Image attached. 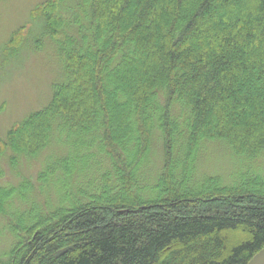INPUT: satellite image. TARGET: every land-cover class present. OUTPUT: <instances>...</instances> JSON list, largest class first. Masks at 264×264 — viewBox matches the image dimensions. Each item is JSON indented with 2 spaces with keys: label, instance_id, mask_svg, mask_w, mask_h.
Returning a JSON list of instances; mask_svg holds the SVG:
<instances>
[{
  "label": "trees",
  "instance_id": "obj_1",
  "mask_svg": "<svg viewBox=\"0 0 264 264\" xmlns=\"http://www.w3.org/2000/svg\"><path fill=\"white\" fill-rule=\"evenodd\" d=\"M30 14L5 56L36 29L65 78L0 138L13 168L47 152L35 183L0 186V264H247L264 248V174L225 183L196 166L212 144L264 153V0H44ZM44 184L65 192L43 208Z\"/></svg>",
  "mask_w": 264,
  "mask_h": 264
},
{
  "label": "rangeland",
  "instance_id": "obj_2",
  "mask_svg": "<svg viewBox=\"0 0 264 264\" xmlns=\"http://www.w3.org/2000/svg\"><path fill=\"white\" fill-rule=\"evenodd\" d=\"M42 1L44 0H0V138L2 139L10 126L44 107L49 102L52 84L62 82L65 78L63 64L57 57L53 43L45 38L42 40L43 46L36 49L40 43L39 40L33 39L38 38L36 29L26 34L23 45L5 56L8 41L15 30L25 25L28 26L27 30L34 29V24L31 25L30 12ZM64 150L67 153L66 148ZM64 150L61 149L62 154ZM46 153L34 159L22 158L15 168L9 162V152L0 157V186L15 184L23 176L35 183L37 168L39 169ZM159 167L160 154L154 151L144 168L150 183L155 180ZM196 170L200 175L217 176L223 182L229 183L232 179L246 174H264V153L255 159H246L233 156L220 144H212L202 150ZM81 180L85 181L86 177H81ZM69 190L72 192L74 188L71 187L66 191ZM64 192L65 190L56 192L53 187L49 188L48 184L47 186L44 184L43 193L36 198L37 200L33 199L37 205L44 208L46 200H51L55 205L58 196L63 195ZM6 224L7 220L0 217V255L5 252L12 239L6 232Z\"/></svg>",
  "mask_w": 264,
  "mask_h": 264
},
{
  "label": "water",
  "instance_id": "obj_3",
  "mask_svg": "<svg viewBox=\"0 0 264 264\" xmlns=\"http://www.w3.org/2000/svg\"><path fill=\"white\" fill-rule=\"evenodd\" d=\"M247 264H264V248L255 253Z\"/></svg>",
  "mask_w": 264,
  "mask_h": 264
}]
</instances>
